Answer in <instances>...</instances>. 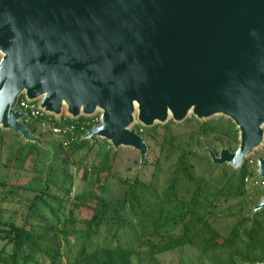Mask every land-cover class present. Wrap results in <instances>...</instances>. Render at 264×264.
I'll list each match as a JSON object with an SVG mask.
<instances>
[{"label": "water", "instance_id": "water-1", "mask_svg": "<svg viewBox=\"0 0 264 264\" xmlns=\"http://www.w3.org/2000/svg\"><path fill=\"white\" fill-rule=\"evenodd\" d=\"M22 96L57 119L99 113L81 138L134 149L139 166L135 124L224 117L236 148L200 151L239 171L264 142V0H0V129L51 157L16 108ZM262 209L264 194L251 216Z\"/></svg>", "mask_w": 264, "mask_h": 264}, {"label": "trees", "instance_id": "trees-1", "mask_svg": "<svg viewBox=\"0 0 264 264\" xmlns=\"http://www.w3.org/2000/svg\"><path fill=\"white\" fill-rule=\"evenodd\" d=\"M76 120L92 126L90 117ZM25 123L52 148V156L0 129V202L19 203L13 218L0 206V264H60L70 241V264H162L160 258L169 254H177L174 264H184L183 255L189 264L264 260V209L250 214L264 191L245 180L252 179L253 169L247 159L239 171L213 164L200 151L217 153L215 142L236 148L230 120L189 117L182 124L137 125L158 153L132 177L118 174L117 150L110 145L105 149L98 139L91 143L81 136L64 145L69 134L44 133L35 118ZM73 167L83 178L90 175L91 186L70 195ZM110 181L117 184L115 195L106 193Z\"/></svg>", "mask_w": 264, "mask_h": 264}, {"label": "rangeland", "instance_id": "rangeland-1", "mask_svg": "<svg viewBox=\"0 0 264 264\" xmlns=\"http://www.w3.org/2000/svg\"><path fill=\"white\" fill-rule=\"evenodd\" d=\"M65 115V114H63ZM67 116V115H65ZM189 118V117H188ZM212 120L214 119L217 121V123H224L226 118L221 117V116H214L211 118ZM210 120V119H209ZM185 121V120H184ZM184 121L182 123H184ZM180 123V124H182ZM138 124H135L137 126ZM162 127L163 125L160 123H156L153 126L149 128H153L155 126ZM140 126V125H139ZM158 127V128H159ZM148 128V129H149ZM44 133L47 131L41 130ZM98 141H101V147H104L106 149L107 145H110L108 141L104 139L97 138ZM147 144V154L145 160H152L153 157H155L158 153V148L151 142L145 140ZM215 146L217 148V151H219L220 147H224L225 145L218 144L215 142ZM237 144L235 145V147ZM82 154V153H81ZM257 155H264V142L263 144L257 148L254 153L251 155L252 158H256ZM117 157L119 158V168L117 170L118 174L121 175V177H132L136 174H138V169L142 168L143 164L139 166L138 160H139V155L138 152L134 149L128 148V147H119L117 149ZM232 168V167H231ZM145 170H150V169H145ZM89 177L90 175H87L85 178L82 176V170H78L76 168H72V190L70 192V195L75 194L78 191H87L90 188V182H89ZM162 178V175L160 176V179ZM13 177L10 176L9 180H12ZM108 184L106 185V193L108 195H115L117 194L118 187L115 181H110L107 182ZM161 185V183L159 184ZM0 206L4 208L5 210V217H17L13 215H17L19 211V203L10 200V201H3L0 202ZM3 244L2 241H0V246ZM130 245V244H128ZM9 249V246L7 247ZM75 255V242L70 241L68 243H64L63 245V250H62V258H61V263L60 264H70L72 262L73 256ZM177 254H169V255H164L160 258L162 264H171L174 262H177ZM182 261L184 264H189L187 258L183 255L182 256Z\"/></svg>", "mask_w": 264, "mask_h": 264}, {"label": "built area", "instance_id": "built-area-1", "mask_svg": "<svg viewBox=\"0 0 264 264\" xmlns=\"http://www.w3.org/2000/svg\"><path fill=\"white\" fill-rule=\"evenodd\" d=\"M16 108H18L19 110H21L26 114L24 120L27 121L30 118L38 119L40 121V128L44 131L50 132L60 138L63 137L65 134H69L70 135L69 140L64 141L63 142L64 145L68 144L70 141L75 140L78 136L82 137V135L85 134L86 131L89 129L87 128V123L85 122L79 123L76 120L78 118L71 119L69 116L64 115L57 119L53 115L45 113L43 110L39 109L38 101H28L25 98H20ZM46 116H49L50 118L43 119ZM51 117L56 120H61L63 124L58 125L52 123L50 121ZM88 117L91 118L92 126L96 123H99V113H95ZM67 118L73 122L66 121ZM247 166L250 169H253V177L252 179L246 178L245 180L246 181L253 180L255 185L259 189L264 191V179L257 178L255 176V158H252V156L247 158Z\"/></svg>", "mask_w": 264, "mask_h": 264}]
</instances>
